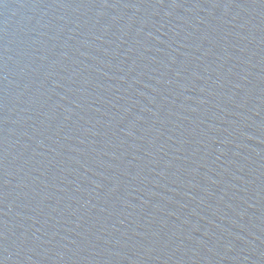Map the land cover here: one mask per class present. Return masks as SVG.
<instances>
[{
  "label": "water",
  "instance_id": "obj_1",
  "mask_svg": "<svg viewBox=\"0 0 264 264\" xmlns=\"http://www.w3.org/2000/svg\"><path fill=\"white\" fill-rule=\"evenodd\" d=\"M0 264H264V0H0Z\"/></svg>",
  "mask_w": 264,
  "mask_h": 264
}]
</instances>
